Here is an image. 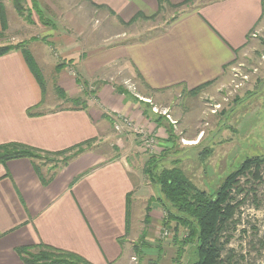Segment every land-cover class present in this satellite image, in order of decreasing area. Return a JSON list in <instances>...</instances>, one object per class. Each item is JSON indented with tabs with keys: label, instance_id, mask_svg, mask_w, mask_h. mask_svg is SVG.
<instances>
[{
	"label": "crops",
	"instance_id": "1",
	"mask_svg": "<svg viewBox=\"0 0 264 264\" xmlns=\"http://www.w3.org/2000/svg\"><path fill=\"white\" fill-rule=\"evenodd\" d=\"M0 1L6 20L3 33L17 37L20 30L9 11L16 0ZM37 1L20 0L27 8ZM41 1L49 2L57 14L54 21L38 23L44 32L42 46L55 52L51 57L57 61L48 52H33L39 47L30 52L41 72L46 64L53 71L54 92L57 86L68 99L82 97L85 107H62L63 99L46 96L45 83L42 93L21 52L13 50L0 57V144L19 143L50 153L84 145L78 155L73 156L76 149L69 153L73 158L65 165L53 168L46 186L29 159L0 164V264H24L16 250L40 243L91 264L126 262L131 253L135 258V247H158L151 239L166 229V209L144 174L145 166L150 159L165 168L176 160L181 164L186 159L174 152L198 147L202 137L187 126L192 113L178 107L172 118L182 120L178 131L184 144L172 142L170 133L174 140L178 135L175 122L151 111L137 94L115 91L113 80L118 83V73L139 76L147 91H179L190 98V90L211 82L205 92L217 96L229 81V66L264 32V0H205L172 15L161 30L132 41L124 38L130 32L122 27L137 14L150 20L185 0H56L57 6ZM96 16L108 31L106 37L98 36L112 42L98 49V32L95 23L91 25ZM150 92L143 97L152 99ZM116 115L154 137L152 155L143 151L134 133L114 132L111 118Z\"/></svg>",
	"mask_w": 264,
	"mask_h": 264
},
{
	"label": "rangeland",
	"instance_id": "2",
	"mask_svg": "<svg viewBox=\"0 0 264 264\" xmlns=\"http://www.w3.org/2000/svg\"><path fill=\"white\" fill-rule=\"evenodd\" d=\"M49 1L57 6L56 0ZM74 1L70 0V2ZM203 1L205 0H192L180 6L177 4L175 7L165 8L150 20L136 19L131 24L123 25L122 28L130 32L124 38L127 41H132L161 30L166 22L172 19V15H177L183 10H190ZM37 2L36 6L31 5L29 8L22 3L20 6L11 3L10 15H15V25L20 31L16 37L11 36L10 31L3 33L5 29H1L0 46L22 47L29 51L31 47L35 46L39 48L33 52H42V55L46 56L49 49L45 50L42 46V42L45 41L44 32H40L38 26L47 21L56 20L57 14L55 10H50L49 2L45 3L41 0ZM92 24L98 32L94 40L96 49L102 45L112 44L109 41L106 44L107 42H103L102 38L98 36L101 33L100 36L106 37L108 32L105 29V23L99 16L91 21ZM32 41H35L36 44H30ZM96 52L107 51L97 50ZM54 54L55 52L49 51V58ZM52 59L57 61L55 57ZM227 70L229 81L220 88L217 96L215 93L207 95L205 91L209 85L199 88L190 98L179 91H166L164 94L157 95L156 92L147 91L142 87L138 78L127 77L124 73H118V83L113 80L115 91L120 87L124 92L137 94L138 100L145 103L151 111L156 108L160 113L165 112L168 121L175 122L173 123L175 124L174 130L178 135L173 141H177L179 145L184 144L178 131L182 120L176 122L172 118L175 115V108L179 107L183 112L192 113L187 117V126L189 129L194 126L202 140L198 147L187 148L184 153L177 150L174 152V154H178L176 156L178 159L185 158L186 161L179 165L178 163L167 165L169 168L180 169L193 185L207 193H213L244 160L264 157V32L256 34L241 57L235 60ZM41 73L46 84V96L53 94L57 98L63 99V102L60 103L62 107L74 106L54 92L50 84L54 73L48 64L45 65ZM232 80L236 85L240 84L239 89L235 90L237 87L234 86L235 83ZM147 92H150L152 99L143 97L142 94L149 95ZM186 101H190L187 110ZM162 113L158 116H162ZM203 150L208 151L203 152ZM71 152L73 151L60 155H46L44 159L37 160L36 163L44 165L42 167L44 174H52L53 168L61 165ZM253 171L251 169V172ZM260 175L262 180L260 182L248 179L249 177H247L248 180H239L243 192L233 195L234 201L237 202V209L228 228L221 234V241L227 239L228 242L222 249L220 264H264V165L260 168ZM132 218H130L131 222ZM173 225L175 223H170V226L165 227L168 237H162L161 229H159V236L154 234L155 237L151 239L153 243L161 246V250L153 245L151 248L143 247V252H146L145 262L144 260L139 262L136 256L134 258V254L131 253L126 262L116 264H192L196 260V251L191 246L184 247L179 260H176V255L180 251L177 242L173 241ZM152 232V230L149 231V238ZM186 234L187 229L181 226L178 240H181Z\"/></svg>",
	"mask_w": 264,
	"mask_h": 264
},
{
	"label": "trees",
	"instance_id": "3",
	"mask_svg": "<svg viewBox=\"0 0 264 264\" xmlns=\"http://www.w3.org/2000/svg\"><path fill=\"white\" fill-rule=\"evenodd\" d=\"M34 1V0H33ZM192 0H185L180 5L187 4ZM16 5L20 6V0H16ZM160 0V4H162ZM35 5V4H34ZM36 6V5H35ZM20 12V9H19ZM137 14L130 22H134L137 18L148 20V17ZM152 19V18H151ZM0 20L1 28H6V20L4 14V7L0 1ZM18 50L21 52L25 64L29 71L33 75L35 81L39 84L42 93H44V79L41 71L36 64L31 52L28 49L22 47L12 46H0V57L5 54ZM140 82L142 78L138 76ZM211 82H207L197 88H194L188 92V94H195L196 91L201 88L210 85ZM117 92L126 94L120 89L116 88ZM55 92L57 95L62 96L66 101H69L75 108H84L85 102L82 97L75 99H68L63 91L56 86ZM83 97L86 92H82ZM30 114V111L28 112ZM169 139L173 142L174 136L170 133ZM84 144H79L73 148L56 152H44L36 148L19 144V143H6L0 144V164L13 159L26 158L32 161L33 168L40 179L43 186L48 185L51 181L53 174H44L42 167L36 163L37 160H42L46 155H60L68 151L76 149L73 156L82 152L80 149ZM207 152L203 150V152ZM73 156L67 158L63 165ZM178 161L174 163L177 164ZM264 165V157H255L244 160L241 165L231 172L221 183V185L213 192L207 193L198 189L191 181L185 176V174L178 168H165L160 167L157 161L150 159L145 166L144 174L149 183L156 186L160 201L165 210V219L162 220V226L168 227L170 223H175L173 228V241H176L179 245V254L176 255V260H179L183 253L184 247H193L196 251V260L192 264H220L221 252L227 239L221 241V234L228 228L234 213L237 209V202L234 201L233 195H238L243 192V188L239 185V180L252 179L253 181H262L260 175V168ZM251 169L254 171L251 172ZM250 174V176H249ZM247 179V180H248ZM244 182V181H241ZM187 229V234L181 240H178V234L180 227ZM146 244V243H143ZM142 245V243H140ZM158 249L161 250V246L158 245ZM136 258L140 260L144 259V253L140 247L133 248ZM16 253L21 258L24 264H91L81 256L52 247L47 244L40 243L32 247L18 248Z\"/></svg>",
	"mask_w": 264,
	"mask_h": 264
},
{
	"label": "built area",
	"instance_id": "4",
	"mask_svg": "<svg viewBox=\"0 0 264 264\" xmlns=\"http://www.w3.org/2000/svg\"><path fill=\"white\" fill-rule=\"evenodd\" d=\"M152 110L154 113H159L158 115H161L162 113V112L160 113L159 110H157L156 108H153ZM162 115L165 116L166 113L163 112ZM111 121H112V127H113L114 132L116 133H123L125 131L132 132L137 137V140L141 148L146 154L152 155L155 152L156 150L155 149L156 147L155 139L151 134L147 133L145 130L141 128L134 126L130 120L120 115H116L112 117ZM167 232H166V229H161L162 237H165V238L168 237Z\"/></svg>",
	"mask_w": 264,
	"mask_h": 264
}]
</instances>
